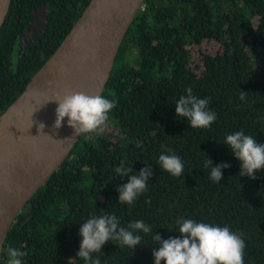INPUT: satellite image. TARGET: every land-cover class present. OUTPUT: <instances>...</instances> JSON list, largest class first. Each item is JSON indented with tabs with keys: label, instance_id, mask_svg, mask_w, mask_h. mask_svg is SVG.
Masks as SVG:
<instances>
[{
	"label": "trees",
	"instance_id": "trees-1",
	"mask_svg": "<svg viewBox=\"0 0 264 264\" xmlns=\"http://www.w3.org/2000/svg\"><path fill=\"white\" fill-rule=\"evenodd\" d=\"M89 0H10L0 28V115L51 56ZM207 46V47H203ZM209 99L217 119L191 128L175 104L186 88ZM241 91L246 98L240 100ZM102 96L116 101L104 131L82 134L61 166L17 214L0 252L24 251L23 264H84L81 224L115 214L120 226L142 220L153 233L135 249L106 242L101 264H154V234L179 238L181 218L228 226L242 234L245 264H264V169L239 176L224 144L243 130L264 143V0H145L119 46ZM115 132L109 135L106 131ZM161 145H165L162 148ZM178 155L184 172L163 170L159 155ZM212 166L226 163L222 180ZM149 167L147 189L133 205L118 202L127 177ZM161 264H164L161 261Z\"/></svg>",
	"mask_w": 264,
	"mask_h": 264
},
{
	"label": "clouds",
	"instance_id": "clouds-1",
	"mask_svg": "<svg viewBox=\"0 0 264 264\" xmlns=\"http://www.w3.org/2000/svg\"><path fill=\"white\" fill-rule=\"evenodd\" d=\"M186 95H182L175 104L177 117L187 119L191 128H208L217 119L215 111L209 109L208 98H198L193 95L190 87L186 88ZM245 91H241L240 100L246 98ZM52 101L58 103L54 128L59 129L65 117L68 126L73 129L74 136L82 134H101L109 120V113L116 106L115 100L102 95L90 96L83 92L66 91L63 96L57 94ZM40 129L44 128L41 123ZM231 153L240 161L239 176L255 179V174L264 169V143H258L256 138L245 135L243 130L228 134L224 143ZM166 149L165 145H161ZM166 151H170L167 150ZM161 168L174 177L184 172L181 158L175 154L159 155ZM211 169L210 179L213 182L222 180V169L229 167L222 163L212 166L208 158L204 168ZM132 167H126L125 161L115 168L120 177H127V183L118 188L120 204L133 205L137 197L147 189L152 172L144 167L137 174H131ZM179 238L162 239L154 234L158 242V250L152 255L154 264H245V241L242 234L234 232L228 226L211 225L205 222H196L192 219L181 218L177 222ZM137 233H153L151 225L142 220L129 223L127 228L120 226V220L115 214L92 216L81 224L79 235L82 237L77 257L84 264H101L99 256L102 246L109 241H118L121 246L135 249L141 245L142 237ZM6 264H23L24 251L9 246L6 250Z\"/></svg>",
	"mask_w": 264,
	"mask_h": 264
},
{
	"label": "water",
	"instance_id": "water-1",
	"mask_svg": "<svg viewBox=\"0 0 264 264\" xmlns=\"http://www.w3.org/2000/svg\"><path fill=\"white\" fill-rule=\"evenodd\" d=\"M144 1L89 0L30 81L47 63H52L60 77V86L53 99L66 91L102 95L119 46ZM9 3L10 0H0V28ZM57 107L58 103L52 101L42 130L37 127L30 132L0 134V252L17 214L66 160L81 137L74 136L67 117L59 129L54 128Z\"/></svg>",
	"mask_w": 264,
	"mask_h": 264
},
{
	"label": "bare ground",
	"instance_id": "bare-ground-1",
	"mask_svg": "<svg viewBox=\"0 0 264 264\" xmlns=\"http://www.w3.org/2000/svg\"><path fill=\"white\" fill-rule=\"evenodd\" d=\"M58 86L59 73L52 63H47L33 76L21 97L0 115V134L36 130L49 117Z\"/></svg>",
	"mask_w": 264,
	"mask_h": 264
},
{
	"label": "rangeland",
	"instance_id": "rangeland-1",
	"mask_svg": "<svg viewBox=\"0 0 264 264\" xmlns=\"http://www.w3.org/2000/svg\"><path fill=\"white\" fill-rule=\"evenodd\" d=\"M203 47H207V46H203ZM106 132H107L109 135H112V134L115 135V132L113 131V133H112L111 129H110V130L107 129Z\"/></svg>",
	"mask_w": 264,
	"mask_h": 264
}]
</instances>
